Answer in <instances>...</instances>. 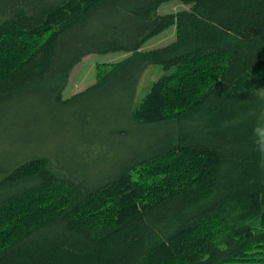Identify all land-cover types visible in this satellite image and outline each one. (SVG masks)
Returning <instances> with one entry per match:
<instances>
[{"label": "trees", "instance_id": "trees-1", "mask_svg": "<svg viewBox=\"0 0 264 264\" xmlns=\"http://www.w3.org/2000/svg\"><path fill=\"white\" fill-rule=\"evenodd\" d=\"M167 1L0 0V264H264V0Z\"/></svg>", "mask_w": 264, "mask_h": 264}, {"label": "rangeland", "instance_id": "rangeland-1", "mask_svg": "<svg viewBox=\"0 0 264 264\" xmlns=\"http://www.w3.org/2000/svg\"><path fill=\"white\" fill-rule=\"evenodd\" d=\"M189 8L188 4H184L178 0H169L167 2L162 3L158 7V13L159 14H165V13H175L181 10H186ZM176 36V27L175 25L169 27L165 31L159 33L158 35L152 37L150 40H148L142 47L141 50H148L155 47L164 46L171 41L175 39ZM130 53L126 52H111L106 54H88L84 56L79 63H77L69 76L67 85L65 89L63 90V98H68L71 95L84 90L87 86L91 85L95 81V73H96V66L103 63H111V62H117L127 56H129ZM162 73V66L160 64H150L146 67L144 72L142 73L137 89L134 96V101L138 102L142 96L146 93L152 82ZM259 96L263 100L264 103V87L259 88L257 90ZM98 103L95 101H91L89 99L88 101H83L82 108L80 111L84 115V127L91 128V127H105L108 128V130L114 129L111 127V117L112 115H105V117L108 119V122L104 125L101 123L97 108ZM92 108L94 111H92ZM91 110V111H90ZM67 120L69 123H72L77 120V111L72 108L68 114ZM102 115V114H101ZM103 117V115H102ZM104 118V117H103ZM110 118V119H109ZM124 123V122H123ZM137 136H140V131H133V135L131 138H124V145L127 144L128 146H137V141L135 140ZM259 136L260 139L264 143V109L261 115L260 119V127H259ZM96 160L100 162L101 156H96ZM262 160L264 162V150L262 154Z\"/></svg>", "mask_w": 264, "mask_h": 264}]
</instances>
